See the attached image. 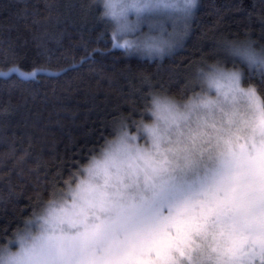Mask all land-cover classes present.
<instances>
[{
  "label": "clouds",
  "instance_id": "1",
  "mask_svg": "<svg viewBox=\"0 0 264 264\" xmlns=\"http://www.w3.org/2000/svg\"><path fill=\"white\" fill-rule=\"evenodd\" d=\"M126 57L163 63L199 0H90ZM178 92L150 79L135 117L37 197L0 264H264V45L218 41Z\"/></svg>",
  "mask_w": 264,
  "mask_h": 264
},
{
  "label": "trees",
  "instance_id": "2",
  "mask_svg": "<svg viewBox=\"0 0 264 264\" xmlns=\"http://www.w3.org/2000/svg\"><path fill=\"white\" fill-rule=\"evenodd\" d=\"M98 14L90 0H0V238L110 135L114 118L138 115L146 79L178 92L198 62L221 55V39L264 45V0H199L163 63L118 51Z\"/></svg>",
  "mask_w": 264,
  "mask_h": 264
},
{
  "label": "snow or ice",
  "instance_id": "3",
  "mask_svg": "<svg viewBox=\"0 0 264 264\" xmlns=\"http://www.w3.org/2000/svg\"><path fill=\"white\" fill-rule=\"evenodd\" d=\"M10 72H19V74L24 77V78H32L36 75V71L34 70L32 73H23L20 72V70L18 68H12L9 70ZM0 75H7V73H0Z\"/></svg>",
  "mask_w": 264,
  "mask_h": 264
},
{
  "label": "rangeland",
  "instance_id": "4",
  "mask_svg": "<svg viewBox=\"0 0 264 264\" xmlns=\"http://www.w3.org/2000/svg\"><path fill=\"white\" fill-rule=\"evenodd\" d=\"M193 19V18H192ZM191 19V20H192ZM191 23H192V21H190V24H189V27H188V30H187V34H186V37H187V35L189 34V32H190V29H191Z\"/></svg>",
  "mask_w": 264,
  "mask_h": 264
}]
</instances>
